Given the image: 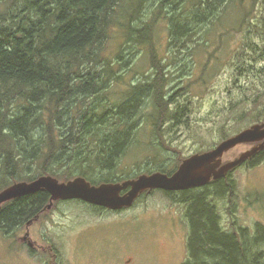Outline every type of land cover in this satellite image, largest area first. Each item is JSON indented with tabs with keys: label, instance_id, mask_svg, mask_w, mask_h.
<instances>
[{
	"label": "trees",
	"instance_id": "obj_1",
	"mask_svg": "<svg viewBox=\"0 0 264 264\" xmlns=\"http://www.w3.org/2000/svg\"><path fill=\"white\" fill-rule=\"evenodd\" d=\"M13 1L10 20L0 14L1 179L30 181L29 175H20L23 169L36 165L40 174L62 170L64 181L79 176L98 185L124 181L123 174L117 173L118 162L133 143L146 92L154 111L150 116L153 131H158L162 117L171 118L166 108L168 100H162L166 86L164 66L155 63L154 50L148 51L151 65L150 72L143 75L146 85L134 87L130 100L113 102L103 98L107 78H113L115 73L100 52L110 27L124 28L126 41L154 48L153 31L157 22L164 20L171 41L180 42L179 53L197 43L195 38L203 33V24L220 23L219 29L227 34L228 21H223L228 11L240 14V26L256 0ZM7 4L8 0H0V6ZM143 8L152 10L150 22L141 20ZM126 16L130 18L126 20ZM171 44L168 41L170 47ZM237 71L245 72L242 67ZM73 99L91 101L77 107ZM10 105L15 111L8 116ZM262 154L243 164L252 167ZM175 170L158 169L168 175ZM232 171L202 187L180 191L188 204L185 264H264V226L256 225L250 236L249 231L228 233L205 200V192L211 188L216 193H230L232 182L228 177ZM52 175L62 181L56 173ZM8 185L0 184V190ZM48 201V192L41 190L4 203L0 226L23 225L37 216Z\"/></svg>",
	"mask_w": 264,
	"mask_h": 264
},
{
	"label": "rangeland",
	"instance_id": "obj_2",
	"mask_svg": "<svg viewBox=\"0 0 264 264\" xmlns=\"http://www.w3.org/2000/svg\"><path fill=\"white\" fill-rule=\"evenodd\" d=\"M13 4V0H8L7 5L0 6L1 18L8 16L10 20L11 11L14 12ZM151 11L141 9V20L150 22ZM247 11L246 18L242 19L245 25L242 22L240 26V14L228 11L223 21H228L227 34L219 29L220 23L207 26L202 22L205 28L195 38L197 43L189 44L188 50L179 53L180 42L171 41L164 20H159L153 31L154 48L139 47L126 41L124 28L117 25L110 27L109 37L100 52L101 57L110 61L115 73L113 78H107L103 98L113 102L130 100L134 87L146 85L143 75L150 72L151 65L148 51L154 50L157 51L154 54L155 63L164 66L166 86L162 100H168L166 108L171 116L168 120L162 117L158 131L154 132L150 117L154 111L149 100L151 97L146 92L141 99L144 107L137 119L133 143L118 162L117 173L123 174L124 181L153 173L167 174L158 171L160 168L177 170L190 156L210 151L253 125L264 124V0H256ZM129 18L125 17L126 20ZM168 41L172 43L171 47ZM97 67L100 70V66ZM239 67L245 72L238 73ZM172 96L174 100H170ZM73 101H77L75 104L79 107L91 100ZM10 111H15L12 105L7 111L8 116ZM262 143L263 140L237 144L223 154L221 166ZM252 144L258 145L252 147ZM259 153L263 154L252 167L242 163L230 173V193H216L215 188L205 192V200L213 206L219 215L221 228L228 233L239 235L249 231L250 236L256 225L264 226V149ZM54 171L49 175L40 174L37 166L31 165L23 169L20 176L29 175L32 180L15 181L17 179H1L0 176V184H9L6 189L15 183H29L40 177L56 179L52 175L55 173L62 180L59 182L79 177L64 181L63 171ZM49 203L50 200L37 214L40 215L38 223L27 226L29 232H33L30 239L46 249L45 256L39 252L40 256L34 254L31 257L26 247L20 244V240H26L23 224L14 227L18 230L15 232L16 251L3 238L0 239V264L188 262L185 249L189 235L186 222L188 204L184 203L180 191L153 190L139 198L131 208L120 210L80 200ZM32 245L30 241L29 246ZM261 250L263 254L264 247ZM262 257L264 262V255Z\"/></svg>",
	"mask_w": 264,
	"mask_h": 264
},
{
	"label": "water",
	"instance_id": "obj_3",
	"mask_svg": "<svg viewBox=\"0 0 264 264\" xmlns=\"http://www.w3.org/2000/svg\"><path fill=\"white\" fill-rule=\"evenodd\" d=\"M263 143L257 148L243 153L238 159L221 166V158L225 152L243 142ZM264 149V124H256L249 129L231 137L214 149L195 154L183 160L181 165L171 175L153 173L142 175L137 179L122 183H107L91 185L82 177H76L67 182L48 176L37 180L19 182L0 192V207L3 203L26 196L37 191L48 192L50 205L54 201L80 200L90 205L120 210L133 205L139 195L153 190L176 192L208 184L211 180L223 178L230 170L245 162L258 151Z\"/></svg>",
	"mask_w": 264,
	"mask_h": 264
},
{
	"label": "flooded vegetation",
	"instance_id": "obj_4",
	"mask_svg": "<svg viewBox=\"0 0 264 264\" xmlns=\"http://www.w3.org/2000/svg\"><path fill=\"white\" fill-rule=\"evenodd\" d=\"M257 145L258 144H252V147H255ZM39 220H40V215L35 216L33 218H30L28 221H26L24 223V229L26 228V240L21 241L20 240L21 238H19L20 244L23 245L24 248L26 247L25 250L27 249L26 251H28L31 254V257H33L34 254L39 255V252L41 255H43V253L46 252V249L45 248L43 249L42 245L39 246L38 243H36L35 241H32L30 239V234L33 237V232L32 233L29 232V227L27 228V226H29L31 223L37 224ZM14 227L15 226L10 228V227L1 225L0 226V239L3 238V241L7 242L11 247H13L12 250L16 251V239H15L16 233L15 232H17L18 230H17V228H14ZM28 240H30L34 245L29 246L30 241H28ZM43 256H45V255H43Z\"/></svg>",
	"mask_w": 264,
	"mask_h": 264
},
{
	"label": "bare ground",
	"instance_id": "obj_5",
	"mask_svg": "<svg viewBox=\"0 0 264 264\" xmlns=\"http://www.w3.org/2000/svg\"><path fill=\"white\" fill-rule=\"evenodd\" d=\"M203 153V152H202ZM202 153H197V154H202ZM207 185V184H206ZM197 188H199V187H197ZM192 189H196V188H192Z\"/></svg>",
	"mask_w": 264,
	"mask_h": 264
}]
</instances>
